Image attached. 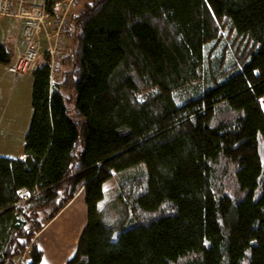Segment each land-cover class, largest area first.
<instances>
[{
  "label": "trees",
  "instance_id": "16d2710c",
  "mask_svg": "<svg viewBox=\"0 0 264 264\" xmlns=\"http://www.w3.org/2000/svg\"><path fill=\"white\" fill-rule=\"evenodd\" d=\"M200 22L203 45L228 33L238 62L211 58V86L179 105L204 63L182 44L180 0L71 16L55 75L49 60L32 72L24 158H0V264L28 249L42 264L35 239L81 191L67 264H264V0H201ZM13 58L0 44V67Z\"/></svg>",
  "mask_w": 264,
  "mask_h": 264
},
{
  "label": "rangeland",
  "instance_id": "374dc122",
  "mask_svg": "<svg viewBox=\"0 0 264 264\" xmlns=\"http://www.w3.org/2000/svg\"><path fill=\"white\" fill-rule=\"evenodd\" d=\"M94 1L95 0H87L84 1L83 4H91ZM180 11L182 44L188 48L202 49L204 53V63L201 68L200 83H198L194 87L189 88L188 90L180 91L176 94L175 98L179 105L185 103L193 97L198 96L199 94H202L211 86V83L209 81V61L211 58L217 59L220 56H225L227 61L225 70H227L228 73H232L234 66H236L238 62V57L236 56L235 50H233L232 48L231 39H229L228 33H224L223 36L219 40H217V42L206 46L203 45L201 39L200 22L201 0H180ZM1 24L2 22L0 21V25ZM44 49L42 47L43 53L41 52V55H43V59L40 63L42 64L40 65V67L48 63L47 56L45 55L47 53V43H44ZM69 49L71 52L70 46ZM4 68L5 67H3V69ZM38 68L39 67L37 66L36 70ZM8 78L12 82L13 78L15 79L16 77L14 75H9ZM32 80L33 79H31V76L25 77L24 80L21 81V86L19 88L18 93H16V98L13 101H2V104L0 106V158L18 160L22 159V157L24 156L25 140L33 118ZM11 118H13V120H11ZM11 121L12 124L10 125ZM80 193L81 195H79ZM80 193L78 194L79 197L77 196V202L75 201L76 203L69 208V212L65 216H63L62 219L59 221V224L64 223L63 227L65 229L69 227L70 221L72 219L71 215L75 213L78 208H81L83 211L86 212L85 214L87 223V208L85 204V195L82 191ZM112 219H118L117 213L112 212ZM50 235H52V232L47 233L45 237H50ZM38 237L39 235L35 239V245H37V247L39 248L40 246ZM39 250L41 249L39 248ZM43 259L44 260L42 261L44 263L45 253H43Z\"/></svg>",
  "mask_w": 264,
  "mask_h": 264
},
{
  "label": "built area",
  "instance_id": "2783aa9c",
  "mask_svg": "<svg viewBox=\"0 0 264 264\" xmlns=\"http://www.w3.org/2000/svg\"><path fill=\"white\" fill-rule=\"evenodd\" d=\"M80 0L59 1V16L51 19L48 13L49 0H3V15H11L9 10L13 4L18 9L11 16L25 20L23 39L27 45L25 52L14 54L13 62L7 67L9 73L16 77H23L36 70L43 59L38 38L43 34L47 43L46 56L51 66L52 74L55 75L59 63L69 53L70 49L66 42L68 26L71 19V11ZM32 197L26 194L22 203L30 201ZM31 250L28 249L17 264H28Z\"/></svg>",
  "mask_w": 264,
  "mask_h": 264
},
{
  "label": "crops",
  "instance_id": "0c3cea01",
  "mask_svg": "<svg viewBox=\"0 0 264 264\" xmlns=\"http://www.w3.org/2000/svg\"><path fill=\"white\" fill-rule=\"evenodd\" d=\"M84 1H87V0H80L75 5V7L71 11V16L75 15V13H77V12H81V10L86 5V4H83ZM48 4H53L52 7L54 10L53 14L48 11L50 18L56 19L59 16V9H58L59 7H57L58 2L56 0H51V3H50V0H49ZM3 7H4L3 0H0V21L2 22V24L0 25V44H5V45L9 46L11 48V50L13 51V54H16L18 52L23 53V52H25V50L27 48V45L23 39V30L25 27V20L18 19V18L11 16L12 14H15L16 10L18 9L16 4H13L11 7V10H9V13H11V15H8V14L3 15ZM47 8H48V5H47ZM70 21H71V19H70ZM68 28H69V26H68ZM67 40H68V38L66 37V42H67ZM44 43H46V42L44 39V35L42 34L38 38V44L41 48V52H42V47L44 49ZM32 74L33 73H29L23 77H16L15 76L16 78L15 79L13 78V81L11 82L10 79L8 78V76L13 75V74L9 73L8 70L6 69V67L4 69H3V67H0V106H1L3 100L13 101L16 98V93H18V91H19V88L21 86V81L24 80V78L28 77V76H31V79H33ZM2 88H4V89H2ZM11 120H13V118H11ZM11 124H12V121L10 122V125ZM23 158H24V156L22 157V159ZM79 195H81V193ZM79 195H78V197H79ZM78 197H76V199L63 212H65L73 204H75L77 202ZM42 263H43V261H42Z\"/></svg>",
  "mask_w": 264,
  "mask_h": 264
},
{
  "label": "bare ground",
  "instance_id": "6f19581e",
  "mask_svg": "<svg viewBox=\"0 0 264 264\" xmlns=\"http://www.w3.org/2000/svg\"><path fill=\"white\" fill-rule=\"evenodd\" d=\"M69 210L63 212L38 237L40 249L45 253L43 264H67L77 252L80 238L86 226V212L78 208L71 215L69 227L65 229L64 223L59 224V221ZM49 232H52V235L45 237Z\"/></svg>",
  "mask_w": 264,
  "mask_h": 264
}]
</instances>
